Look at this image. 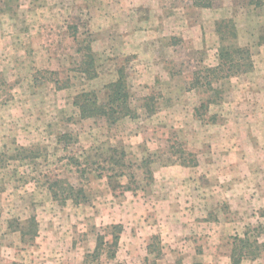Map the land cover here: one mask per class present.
Listing matches in <instances>:
<instances>
[{
	"label": "rangeland",
	"instance_id": "obj_1",
	"mask_svg": "<svg viewBox=\"0 0 264 264\" xmlns=\"http://www.w3.org/2000/svg\"><path fill=\"white\" fill-rule=\"evenodd\" d=\"M217 28L249 49L250 71L204 77ZM120 67L137 117L81 118L74 97L106 100ZM55 178L89 202L54 200ZM116 223L107 264H230L234 236L264 243V0H0V264H83ZM241 264H264V250Z\"/></svg>",
	"mask_w": 264,
	"mask_h": 264
},
{
	"label": "trees",
	"instance_id": "obj_2",
	"mask_svg": "<svg viewBox=\"0 0 264 264\" xmlns=\"http://www.w3.org/2000/svg\"><path fill=\"white\" fill-rule=\"evenodd\" d=\"M213 1L215 0H194V3L202 7H210ZM224 24L226 23L224 22ZM225 27L228 29V25H225ZM217 31L220 40L218 64L213 67L201 69V73H205L204 77H208L209 79H228L231 76L250 71L253 67V62L249 49L227 43L226 39L224 40L227 33L223 32L220 28H217ZM230 34L233 38L236 36L234 31ZM223 40L225 43L222 42ZM82 49H84V52L82 54L81 65H85V67L81 68V72L86 74V78L92 79L96 77L97 72L95 69V55L92 50L91 41H86L85 46L79 48V50ZM198 82L199 79L196 78L193 85H196ZM209 83L210 80H208V84ZM106 87L107 96L104 101H99L94 91H83L74 97L73 105L77 107L81 118H102L106 123L113 124L116 120L124 116L131 118L137 117V111L133 106L132 95L129 92L126 75L122 67L117 69V78L107 84ZM148 99L149 98L146 97L143 99L142 107L146 110L147 115H150L155 113L157 108H155L153 104L148 103L146 101ZM19 149L25 150L26 148L20 147ZM70 159H72L71 161L77 167L80 175L84 176L86 173L85 166L81 167L82 164L78 158ZM115 163L120 166L124 165L120 160H116ZM181 163L183 165L195 164L194 160L188 164L185 159L182 160ZM120 174L121 172L119 175ZM46 187L51 197L61 204L68 199L74 204H85L89 202L83 186H74L66 179H52L47 182ZM25 224L26 227H30L32 234L36 235L37 222L35 217L31 216L26 219ZM16 229L24 233L22 228ZM254 229H258L257 226H253L252 230ZM122 230V225L116 223L104 226L97 231L95 234L94 248L91 252L84 255L83 264H107V262L101 260L102 257L106 258V260H113L117 253ZM258 236L259 234H254L252 236L249 231H245L242 237L234 236L229 256L230 264H241L244 259L257 258L264 250V243L258 240ZM154 238H156V236H154Z\"/></svg>",
	"mask_w": 264,
	"mask_h": 264
},
{
	"label": "crops",
	"instance_id": "obj_3",
	"mask_svg": "<svg viewBox=\"0 0 264 264\" xmlns=\"http://www.w3.org/2000/svg\"><path fill=\"white\" fill-rule=\"evenodd\" d=\"M160 2H161V0H159ZM157 3V2H156ZM160 10H165V9H162V8H160ZM169 18H170V16H169ZM164 20H166V18L164 19ZM167 21H169V20H167ZM171 35H173L172 34V32L170 31V34H169V36H164V37H162L161 39H162V41H163V43L166 45V47H165V49H166V52L168 51L169 52V49H170V36Z\"/></svg>",
	"mask_w": 264,
	"mask_h": 264
}]
</instances>
